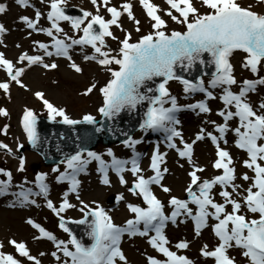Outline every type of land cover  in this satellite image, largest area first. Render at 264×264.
Wrapping results in <instances>:
<instances>
[{"label":"snow or ice","instance_id":"6c2138e0","mask_svg":"<svg viewBox=\"0 0 264 264\" xmlns=\"http://www.w3.org/2000/svg\"><path fill=\"white\" fill-rule=\"evenodd\" d=\"M166 2L170 6L166 15L176 23L184 25L186 30L166 32L167 22L158 14V6L151 3V0H140L147 15L151 18L153 31L141 36L135 43L130 42L131 34H126L124 39L119 41L120 48L117 55H111L110 51H105L104 48L106 37L117 39L111 27H120L118 21L121 15L127 13L128 18L137 25L136 31H140V21L135 19L130 2L122 4L121 11V8L109 6L110 0H100L99 4L98 0H91V3L96 6V14L83 11L82 15L73 16L66 14L65 0H50L47 19L51 22V26L44 29L37 28L41 16L40 11H36L34 19L28 16L20 17L29 29L43 31L52 38V47L58 56L71 60L69 49L74 45L91 46L94 54L85 56V59L96 60L101 66L107 68L112 77L99 89L103 101L98 111L104 117L112 119L122 110H135L138 105L146 101L148 106L139 125L140 130L163 132L167 146L176 149L179 156L186 157L190 163L192 162L193 144L204 139L206 134L216 146V159L213 167L222 170L221 174L212 179L201 181L197 173L202 172L203 169L194 166L189 173L191 183L186 188V192L190 202L196 205V212L193 213L192 208L189 207V200L171 196L169 204L174 210L168 216L164 213V204L151 189L153 184L161 185L163 173L168 171L167 168H161L165 154L159 151L158 146L151 156L150 167L154 175L147 178L142 174L139 166L140 153L134 151L131 161H127L117 159L109 149L108 155L112 156L111 167L120 176V182L127 183L122 173L130 170L135 179L129 191L141 196L147 205V207H141L129 204L128 210L134 214V217L121 226L114 223L113 218L98 203L92 202L90 205L81 200L78 192L80 180L77 177L86 170L87 164L93 159L99 161V171L104 174L102 182L109 183L108 165L105 161L96 152L84 148L76 151L75 154L66 156L62 161L66 165L65 170L60 172L57 180L58 182L67 181L69 188L64 192L59 205H55L49 199L47 207L59 217V227L69 234V240L58 239L51 231L46 230L31 218L26 221L38 230L39 235L34 237L35 239L46 238L52 241L56 250L63 254L65 259L61 261L57 251L51 253L59 264H129L120 246L125 233L129 236L148 237V243L166 257L165 260L148 257V264H193L192 260L186 256L177 255L167 246L169 241L164 234L166 222L171 220L172 223H176L180 215L192 218L196 235L208 226L209 217L216 221L212 228L219 243L213 250H209L207 244H204L200 250L204 257L213 258L214 264H236L235 257L228 254V250L232 247L242 250L241 255L247 259L248 264H264V100H261L258 106H254L248 99L249 93L256 91L258 85H264V76H259L257 79H244L239 86V91L234 92L232 86L237 84V80L229 59L234 51L241 50L246 53L242 66L254 75L258 73L264 62V14L241 7L237 0H201V5L210 9L205 14H201L194 7L192 0H166ZM17 3L28 6V0H17ZM101 6L106 9L107 13H110V19H105L99 14ZM172 10H175L178 15H174ZM5 11L6 5L0 3V13ZM61 21L68 22L73 30L83 34L79 38L68 36L60 26ZM5 31H7L5 25L0 23V34ZM61 33L65 38H58L56 34ZM34 43L44 50L45 55H53V52L48 51V44L38 41ZM205 54L210 59L206 60ZM25 61L29 66L41 64L45 69L57 67L56 63H45L42 56L22 53L18 62ZM113 64L118 65L119 69L114 70L110 67ZM197 64L214 65L215 67L207 87L203 74L195 81L177 74V68L189 71ZM0 67L6 70L11 81L24 87L21 81L25 71L24 67H17L12 60L5 58L3 53H0ZM71 67L78 73L83 71L75 62L71 64ZM157 77L162 78L161 82L156 84L155 88L149 86L147 82ZM170 80L180 81L185 93H204L208 99H215L209 87L222 89L220 99L224 107L218 111V115L223 118L224 122L216 125L215 121H211L216 126L219 136L211 132L205 133V129L201 128L194 141L188 143L183 140L182 133L176 127L180 123L176 113L180 111L181 106L178 105L177 98L169 92L167 85ZM95 87L96 85L92 84L84 94L91 93ZM141 88L144 89L143 92ZM0 89L7 93L9 83L0 82ZM35 95L43 102L50 120L61 117L62 122L68 125L82 122L70 118L64 108L54 106L44 97V93L36 92ZM166 104L170 106L166 107ZM186 107L193 110L198 109L200 113L211 112L205 100L188 104ZM0 115L6 116L7 111L0 108ZM233 118L238 119V126L232 129L236 136L235 144L246 152L248 157L243 161V165L254 173L253 176L245 173L241 177L242 180L250 182L247 188H241V185L235 183L237 176L236 169L232 166V156L229 151L220 146V140L229 131L228 122ZM82 120L89 124L96 122L95 117L90 114L83 116ZM36 121L37 116L34 111L25 109L23 127L28 140L33 145H36L38 140ZM6 128L7 126L5 130ZM176 138H179L183 145L182 149L177 147ZM140 142V140L133 139L131 135H127V139L123 141L125 146L133 149ZM0 148H7V145L0 144ZM24 163V158L20 157L18 171L24 170ZM129 163H131V168L126 169L125 165ZM53 171H59V168H53ZM0 174L7 177V180H0V195H4L11 186L12 173L0 168ZM45 176L46 174H38L36 177L39 187L38 195L46 196L49 191L48 185L44 182ZM217 185L221 187L219 196L222 197L223 203L216 202L213 198V189ZM193 186H196V191L193 190ZM161 187L164 192H171L170 188L162 185ZM229 188L231 191L228 190ZM30 191L22 190L14 195L20 198L21 204H34L35 200H29ZM69 193L76 194V199L81 205L79 211L83 214L82 219L71 222L88 224L87 235L91 239L90 244L78 239L66 226L69 221L62 213L76 207L69 201ZM237 196L239 199L236 198ZM120 199L123 197L118 196L117 200ZM226 206H230L231 211H228ZM243 209H246L248 213L256 214L257 218L249 219L243 213ZM88 217L92 218L90 222ZM141 224L143 230L138 227ZM150 233L154 234L149 235ZM10 243L15 246L21 256L34 261V264H41L40 260L30 254L25 243L15 240ZM188 246L186 241H181L176 245L178 249H186ZM44 254L40 253V255ZM0 264H20V261L10 254L0 253Z\"/></svg>","mask_w":264,"mask_h":264},{"label":"rangeland","instance_id":"374dc122","mask_svg":"<svg viewBox=\"0 0 264 264\" xmlns=\"http://www.w3.org/2000/svg\"><path fill=\"white\" fill-rule=\"evenodd\" d=\"M125 2L132 4L133 15L136 20L140 21V31H136L137 25L133 20L128 18L127 13H123L118 21L120 27H111V31L117 39H112L111 37L105 38L106 47L104 50L110 51L111 55L118 54L120 48L119 41L123 40L126 34H131L130 42L134 43L141 36L153 31L151 28V18L147 15V12L144 14L141 12L142 8L137 6L140 0H120V6L118 5L117 8H121V5ZM237 2L243 8L264 14V0H237ZM0 3L6 5V11L0 13V23H3L7 29V31L0 34V52L4 54L5 58L12 60L17 67L25 68L21 77L24 87H21L14 81H11L7 76L6 70L0 67V82L9 83V91L7 93L3 89H0V108H4L7 111L6 116L0 115V144L7 145V148H0V168L12 173L11 186L8 192L0 195V245H2L0 253L12 255L14 259L20 261V264H34V261H29L26 257L21 256L15 246L10 243V241L15 240L25 243L30 254L38 260L44 261L43 263L45 264L51 259L49 255H40V253L57 251L55 244L46 238L35 239L34 237L38 236L39 232L26 221L31 218L46 230L51 231L58 239L69 240V234L59 227V217L47 207V200L49 199L55 205H59L69 185L67 181L58 182L57 180L60 172L65 170L66 165L64 163L61 162L55 166H45L41 157L36 152L29 149H25L23 152L20 151L21 146L26 145L28 140L22 122L24 111L25 109H32L35 114L48 115L43 102L35 95L36 92L46 90V92L52 94L53 99L50 98L49 100L44 97L54 106L64 108L70 118L81 120L83 116L88 114L98 118L101 116L98 108L102 105L103 101V96L99 89L112 77L105 66H101L96 60L85 59V56H92L94 54V50L90 45H74L69 49V55L71 56V60H69L67 57L55 54V49L52 47V38L47 36L45 32L29 29L20 20L21 16H28L34 19L36 11H40L41 16L37 28L44 29L50 27L51 22L47 19V13L50 11V0H28V6L18 4L17 0H0ZM99 3L100 0H98ZM151 3L158 6V14L167 22L166 32L171 33L173 30H186L184 25L176 23L166 15L167 11L170 10V6L166 0H151ZM192 3L201 14L210 11L206 6L201 5V0H192ZM67 5L78 6L84 11L96 14V6L91 3V0H65L64 6ZM109 6H112L111 0ZM172 11L174 15H178L175 13V10ZM99 14L103 15L105 19L111 18L110 13H107L103 6L100 7ZM60 26L63 28L64 33H67L70 37L79 38L83 34L80 31L73 30L71 25L66 21H61ZM56 35L58 38H65L63 33ZM35 41L48 44V51L53 52V55H45L44 50L40 49L38 44L34 43ZM66 42L70 41L66 40ZM22 53L42 56L45 63H56L57 67L55 69H45L41 64L29 66L26 61L18 62L19 56ZM245 56L246 53L236 50L229 58L237 80V84L232 86V91L234 92L239 91V86L244 79H257L259 76H264V62H262L258 73L254 75L249 69L242 66ZM73 62L79 65L83 71L76 72L71 67ZM110 67L114 70L119 69V66L115 64ZM203 79L207 87L211 74L203 75ZM92 84L96 85L95 89L85 95L86 89ZM167 87L171 95L177 98L178 105L181 106L180 111L176 113L180 121L176 127L182 133L185 142L191 143L194 141L201 128L205 129V133L211 132L213 135L219 136L216 126L211 121H215L216 125L224 122L223 118L218 115V111L224 107L223 101L220 99L222 95L221 88L212 89L209 87L215 99H208L204 93H185L183 90L184 86L178 80L168 82ZM248 99L254 106H258L261 100H264V85H258L256 91L249 93ZM201 100L207 102L211 108L210 113H200L198 109L193 110L186 107L188 104H195ZM95 102L98 106L97 109L93 107V103ZM165 106L170 105L166 104ZM55 119L59 120L62 118L56 117ZM228 124L229 131L220 140V146L229 151L232 156V166L235 167L237 176L235 183L241 185V188H247L250 182L242 180L241 177L245 173L249 176H253L254 173L243 165V161L248 158L247 154L235 144L236 136L232 129L238 126V119L233 118ZM5 126H7L6 130ZM132 137L141 141L135 145L134 149L120 142L111 145L100 143L92 150L100 155L101 159L108 165L107 178L109 183L105 184L102 182L104 174L99 171V161L90 160L86 166V170L77 177L80 180L79 196L84 195L87 199L94 198L95 200L92 202H96L103 207L113 218L114 223L124 226L128 219L134 217V214L128 210L127 206L129 204L141 207H147V205L141 196L129 191L135 179L130 170L122 173L127 183L122 184L120 182V176L111 167L112 156L108 155V150L111 149L117 159L127 161H131L134 151L140 153L139 166L142 169V174L147 178L154 175L150 167L151 156L158 146L159 151L165 154L164 163L161 165V168L168 169L167 172L163 173L161 185L170 188L171 192H164L161 185L156 184L151 185L152 192L164 204V211L167 212L168 216L174 210L173 206L169 204L171 196L189 200V207L195 213L197 210L196 205L190 202L188 193L186 192V188L191 183L189 173L193 170L194 166L202 168L203 171L198 172L197 175L203 181L205 179H212L216 175L221 174L222 171L215 170L213 167L216 159V146L212 143L211 139L205 134L204 139L198 140L193 144L192 162L190 163L186 157H180L176 149L167 146L163 132H153L151 130L145 132L139 128L132 134ZM175 143L178 148H183L179 138L175 139ZM232 150H234V153L231 152ZM84 155L86 157V153ZM20 157H23L25 161L23 171H18ZM36 163L40 164L37 169L34 168ZM57 167L59 171H53V168ZM125 168L130 169L131 163L125 165ZM38 174H46L44 182L49 187L46 196L37 194L39 193L36 181ZM0 180H7V177L0 174ZM22 190H31L29 200H35L34 204H21L19 202L20 198L14 195V193H19ZM220 190L221 187L217 185L214 187L212 194L216 202L223 203L222 197L219 196ZM228 190L231 191V188ZM111 196L114 197L113 200L116 205L112 204ZM118 196H122L123 199L117 200ZM75 197V193H69L68 199L72 204H78L74 201ZM236 198L239 199L238 196ZM78 205L62 213L65 219L75 220L83 217V214L79 211L81 205ZM226 207L228 211H231L230 206ZM209 211L212 210L209 209ZM242 211L249 219L257 218L256 214L248 213L246 209ZM215 223L216 221L212 217H209L208 226L201 229L200 234L196 235L195 223L191 217L180 215L177 217L176 223H172L169 220L166 222L164 228V234L169 241L167 246L171 251L192 260L193 264H214V259L204 257L200 250L204 244L208 245L209 250H213L219 243L218 237L215 236L212 228V225ZM138 227L143 230L142 224L138 225ZM149 235H153V233ZM181 241H186L189 245L188 248L178 249L176 245ZM120 246L129 264H148V257H154L159 260L166 259L162 253L158 252L148 243V237L139 235L129 236L125 233L122 236ZM230 249L232 250H228V254L231 257H235L236 264H248L247 259L241 255V249L236 247ZM60 254L61 261H63L65 257H63L61 252Z\"/></svg>","mask_w":264,"mask_h":264},{"label":"water","instance_id":"95a60500","mask_svg":"<svg viewBox=\"0 0 264 264\" xmlns=\"http://www.w3.org/2000/svg\"><path fill=\"white\" fill-rule=\"evenodd\" d=\"M72 10L79 11L76 8H72ZM69 15L75 16L74 14ZM204 58L206 60L210 59L207 54L204 55ZM204 69L210 73L215 71L214 65L197 64L189 71H182L177 68V74L180 76L184 75V77L192 75L199 77L200 74L198 72ZM161 80V77H157L147 83L149 86L155 88L156 84L161 82ZM141 91L143 92L144 89L141 88ZM147 106V102L145 101L138 105L135 110H122L112 119H108L102 115L99 119L95 118L96 122L94 124H89L82 120L81 123L68 125L64 124L62 120L55 121L45 116L36 115L37 143L33 145L29 141L28 146L21 147V151H24L26 148L37 151L42 156L46 165H54L64 160L66 156L75 154L81 148L87 150L95 148L100 141L107 145L114 142H122L127 138V135H132L138 129ZM38 167L39 165H35V169ZM91 219V217H88L89 222ZM68 228L78 239H82L86 244L91 243V239L87 235L89 231L88 224L74 223L72 227Z\"/></svg>","mask_w":264,"mask_h":264},{"label":"bare ground","instance_id":"6f19581e","mask_svg":"<svg viewBox=\"0 0 264 264\" xmlns=\"http://www.w3.org/2000/svg\"><path fill=\"white\" fill-rule=\"evenodd\" d=\"M112 1V6H120V0H111ZM137 6H139L140 8H142V11L141 12H143L144 14L146 13V10L144 9V7H143V5L139 2L138 4H137ZM1 53V52H0ZM41 92L42 93H44V96L47 98V99H49L50 100V98H52L53 99V96H52V94L51 93H49V92H46V90H41ZM93 107H95L96 109H97V103L95 102V103H93ZM94 108V109H95ZM232 153H234V150H232L231 151ZM216 170V169H215ZM212 171H214V170H212ZM174 187H176L175 185H174ZM96 193H99V192H96ZM80 199L81 200H83L85 203H88V204H90V203H92V201H94L95 199L94 198H92V199H87V197L86 196H80ZM74 201L75 202H77L78 204H79V201H77V199H76V197L74 198ZM74 204H76V203H74ZM78 204H76V205H78ZM80 205V204H79ZM78 205V206H79ZM51 253L52 252H47V253H45V254H47V255H49V258L51 259V260H49L47 263H45V264H55V263H59L57 260H56V258L55 257H53L52 255H51ZM57 255L58 256H60L61 257V254H60V252H58L57 251ZM61 260H62V258H61ZM41 262V264H44L43 262L44 261H40Z\"/></svg>","mask_w":264,"mask_h":264}]
</instances>
